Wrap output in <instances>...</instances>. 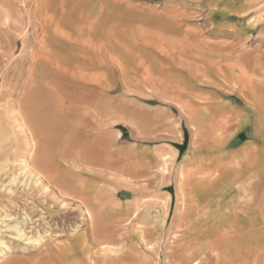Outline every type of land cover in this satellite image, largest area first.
<instances>
[{
    "label": "crops",
    "instance_id": "crops-1",
    "mask_svg": "<svg viewBox=\"0 0 264 264\" xmlns=\"http://www.w3.org/2000/svg\"><path fill=\"white\" fill-rule=\"evenodd\" d=\"M0 58L73 222L0 264H264V0H0Z\"/></svg>",
    "mask_w": 264,
    "mask_h": 264
},
{
    "label": "rangeland",
    "instance_id": "rangeland-1",
    "mask_svg": "<svg viewBox=\"0 0 264 264\" xmlns=\"http://www.w3.org/2000/svg\"><path fill=\"white\" fill-rule=\"evenodd\" d=\"M5 64V60L0 58V252L4 253L0 255V259L5 254L18 249L38 247L56 232L63 231L65 228L72 229L73 225L69 219L71 209L67 198L63 194L55 193L54 187L53 190L51 189L47 172L39 170L34 164L38 160L37 142L41 140L37 137V133L32 131L33 123H37L33 122L35 118H31L27 108H15L10 104L3 105L7 103V100L13 98L10 96L11 93L6 91L13 76L1 70ZM19 98L22 96L19 95ZM2 100L5 101L3 104H1ZM54 109L59 114L65 112V108L62 106L54 107ZM88 109L89 114L95 113L94 107L89 106ZM18 127L23 128L24 132L20 131L21 128ZM20 145L27 149L25 148L26 151L17 154L16 147ZM6 226L12 229L3 231L7 228ZM18 228L25 229L26 234L37 238L38 243L25 244L24 240L17 239L15 234Z\"/></svg>",
    "mask_w": 264,
    "mask_h": 264
},
{
    "label": "bare ground",
    "instance_id": "bare-ground-1",
    "mask_svg": "<svg viewBox=\"0 0 264 264\" xmlns=\"http://www.w3.org/2000/svg\"><path fill=\"white\" fill-rule=\"evenodd\" d=\"M19 129L21 128V127H18ZM20 131H22V128H21V130ZM30 153V152H29ZM28 158V157H27ZM29 161V160H28ZM25 162H27V161H25ZM25 164H27V163H25ZM20 165V164H19ZM25 166H27V165H25ZM26 168V167H25ZM30 169V168H29ZM25 170V169H24ZM32 170H33V168H32ZM34 171V170H33ZM23 173H24V171H23ZM28 173V172H27ZM31 173V172H30ZM32 174V173H31ZM34 174V173H33ZM5 175V174H4ZM14 177V176H13ZM29 177V176H28ZM33 177H34V175H33ZM32 177V178H33ZM43 177V176H42ZM30 178V177H29ZM38 178V177H37ZM40 178V177H39ZM40 179H42L43 180V178H40ZM39 179V180H40ZM31 180V179H30ZM37 180V179H36ZM35 180V181H36ZM46 180V179H45ZM34 181V182H35ZM14 182V181H13ZM38 182H40V181H38ZM42 182V181H41ZM14 184V183H13ZM34 184V183H33ZM37 184V183H36ZM35 184V185H36ZM41 183H39V185H40ZM47 184V183H46ZM45 185V184H44ZM41 186H42V184H41ZM36 187H37V185H36ZM51 187V189L53 188V186L51 185L50 186ZM50 187H49V189H50ZM39 188H40V186H39ZM42 188V187H41ZM44 188V187H43ZM42 188V189H43ZM46 188V190L48 189V187L46 186L45 187ZM54 189H56V188H54ZM53 190V189H52ZM48 191V190H47ZM46 191V192H47ZM54 192V191H53ZM58 192V191H57ZM56 191H55V193H57ZM47 193H49V192H47ZM50 194H52V193H50ZM49 194V195H50ZM58 194V193H57ZM56 194V195H57ZM59 195V194H58ZM57 195V196H58ZM55 195H53V197H54ZM55 198V197H54ZM65 198H66V196H65ZM57 199H59L58 197H57ZM60 200V199H59ZM66 200V199H65ZM64 201V200H63ZM66 203V202H65ZM64 203V204H65ZM27 217V216H26ZM89 219V218H88ZM2 223V222H1ZM7 227V226H6ZM20 227V226H19ZM10 229H12L11 227H7V228H5L3 231H9ZM29 234V233H28ZM15 237L17 238V239H20V240H24L23 242L25 243V244H28V243H31V244H36V243H38V240H37V238H34V237H30V236H28L27 234H26V232H25V229L23 230V228H18L17 230H16V234H15ZM2 243V242H1Z\"/></svg>",
    "mask_w": 264,
    "mask_h": 264
}]
</instances>
